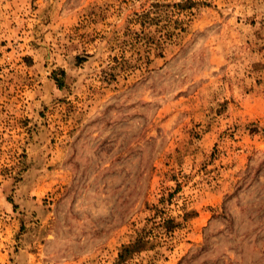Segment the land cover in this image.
Wrapping results in <instances>:
<instances>
[{
  "label": "rangeland",
  "instance_id": "374dc122",
  "mask_svg": "<svg viewBox=\"0 0 264 264\" xmlns=\"http://www.w3.org/2000/svg\"><path fill=\"white\" fill-rule=\"evenodd\" d=\"M0 264H264V0H0Z\"/></svg>",
  "mask_w": 264,
  "mask_h": 264
},
{
  "label": "trees",
  "instance_id": "16d2710c",
  "mask_svg": "<svg viewBox=\"0 0 264 264\" xmlns=\"http://www.w3.org/2000/svg\"><path fill=\"white\" fill-rule=\"evenodd\" d=\"M142 243L143 242L141 238L138 237V239H136L135 241L123 245L119 256L121 257L123 252L129 253L134 248H138L140 245H142Z\"/></svg>",
  "mask_w": 264,
  "mask_h": 264
}]
</instances>
